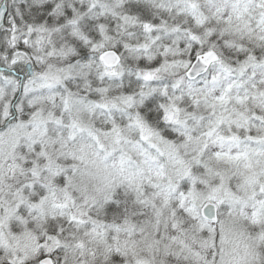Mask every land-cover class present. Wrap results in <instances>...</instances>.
<instances>
[{
  "label": "snow or ice",
  "instance_id": "6c2138e0",
  "mask_svg": "<svg viewBox=\"0 0 264 264\" xmlns=\"http://www.w3.org/2000/svg\"><path fill=\"white\" fill-rule=\"evenodd\" d=\"M0 264H264V0H0Z\"/></svg>",
  "mask_w": 264,
  "mask_h": 264
}]
</instances>
